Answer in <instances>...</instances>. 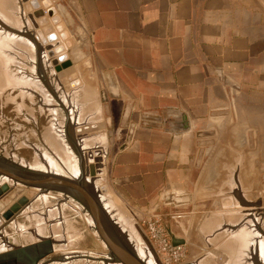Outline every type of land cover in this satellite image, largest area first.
<instances>
[{"label":"crops","instance_id":"obj_1","mask_svg":"<svg viewBox=\"0 0 264 264\" xmlns=\"http://www.w3.org/2000/svg\"><path fill=\"white\" fill-rule=\"evenodd\" d=\"M52 1L67 39L46 15L50 46L75 49L78 92L114 126L107 177L127 209L150 220L168 194L245 204L247 173L255 187L264 172V47L238 2Z\"/></svg>","mask_w":264,"mask_h":264},{"label":"rangeland","instance_id":"obj_2","mask_svg":"<svg viewBox=\"0 0 264 264\" xmlns=\"http://www.w3.org/2000/svg\"><path fill=\"white\" fill-rule=\"evenodd\" d=\"M14 1L15 0H0V22L3 19L2 17L4 16H9L14 20L16 19L17 15L24 17L23 13L22 15L21 13L15 12ZM30 1L32 0H18L17 3H19V5H22L23 8V4L21 3L29 4ZM235 1L238 2L236 6L244 10V18L247 27L251 28L256 37L261 40V45L264 47V0ZM33 12L34 10L32 9V13L29 15L25 14L24 18H26V16L30 18L31 16H33ZM28 18L27 20L30 22ZM36 20L39 23V20ZM6 24L7 23H5V25ZM26 24H28V22ZM3 25L1 22L0 52L1 54L3 52V54H0V89H3V87H5L4 80H6V74L10 76V79L14 78V80L19 75L21 76V71H18L20 70V64L18 62H24L23 57L21 58V56L23 54V51L25 52L23 48L21 49V45H19V42H10L13 40H11L9 32L17 33V30L21 29L17 28V30H15V26H13L12 24H7L5 27ZM28 29V35H31L34 39L35 29L37 28L34 24H31V28H29L28 26ZM1 38L3 39L1 40ZM27 41L29 42L30 40L27 39ZM33 41L36 42L35 44H37V41H35V39ZM38 42H40V40ZM45 51L47 52L46 49ZM42 52L44 53V49H42V51L39 53V56L43 55ZM48 58L49 57H47V59ZM48 61L51 62L50 58L48 59ZM40 69L43 73V75L40 74V76L43 78L44 83L48 87H50V89H52V85L50 86V83H53L55 79L58 80V75L57 78L56 76L54 78L50 75L55 72L54 68L50 65V63L48 66L44 63V66L42 68L41 63H39V72L41 73ZM14 80H11L13 85L17 82ZM58 83L62 85L61 79L60 81L58 80ZM23 84L28 85L25 84V82H23ZM29 84H31L32 86V83L29 82ZM62 86L63 89H65V85ZM76 89H71L70 91H68L70 94L74 92V95L72 96L73 99L78 100V103H83L84 105L88 104L89 106L87 108H97L96 102L98 103L99 99L91 100L89 97H87L86 94L79 93L78 91L75 92ZM54 90L55 91L53 94L56 97H60L61 92H59L58 90L57 92L55 88ZM32 91L34 93L36 91L39 95L35 93L33 94V96H20L21 91H19L18 88L12 90H10V88L6 90H0V158L3 160L13 162V157L17 155L23 159L28 160L29 162H32L36 154V150L34 148L35 145L40 146L39 144L45 136L46 132L49 131L48 129H50V127H53L52 125L56 119V115H54V112L50 110V106V108L42 107V101L40 99L41 90L38 92V90L33 89ZM91 95L96 97L97 93H92ZM61 110L63 109L61 108ZM61 113L63 114L60 115H62V117L64 116L63 118H65L66 116L64 115V111H62ZM66 115L68 118L66 117L67 119H65L70 122L72 119V114L68 112V114ZM109 130L114 131V126L113 128L112 126L109 127ZM67 132L69 139L73 142V147L77 148L78 142L75 136L76 132L74 128H72V124L70 127L68 125ZM105 134L107 135L108 145L110 144L109 153L107 154L108 159L106 158V170L104 171V174L101 172L99 176L103 177V184L105 188L108 189L106 193L112 195L114 199L117 200L116 202L124 210V212L126 214H128L129 212L128 215L137 221L141 229L151 239L152 243L155 246V250L158 253V256L160 257L163 264H200L201 262L203 264H226V262L229 260V257H231L233 262L236 263L237 258L235 259V256L237 252L241 254L238 264H246L249 261L250 258L247 257L245 253H243L245 250L241 249L237 251L238 242L236 241V238L237 236H239L237 234L241 233V229L246 228L248 232L257 229L262 233L260 234L262 236V239H264V172L261 173V182L257 183L255 187L253 185L254 173H247V186L245 187L244 191L246 197L245 204H238L234 201L230 203H223L221 201L222 197L220 196V194L218 196H214L213 198L206 199L202 203L195 204L192 202V196L190 195L168 194L166 198L161 199V203L158 204V208L154 212L153 217L150 220H145L135 211L127 209V207L113 192L110 183L108 182L107 168L111 155L112 142L109 132H106ZM65 142L68 143V140L66 139ZM82 155H84V152ZM84 162L86 163V161ZM84 166L85 164L83 165V167ZM248 183L252 184L248 185ZM183 196H190L191 201L177 203L171 199V197ZM230 196L232 199H236V189H231ZM52 201L54 205H57L59 203V199L54 198L52 199ZM42 207L43 206H41L38 211L40 215L45 214L44 210L46 209ZM65 211V213L63 211L59 222L67 223L66 229L69 231L65 230L66 234H68L69 238H73L69 239V243H71L70 251L78 250L76 253H78L79 255L85 254L88 256L90 255V251L100 253L105 252L104 249H102V247L100 246L99 241L92 235V231L89 229L84 219H82L78 214L71 210L66 209ZM38 213L37 217L34 216L36 218L33 217V219L30 220H27V218L25 217L20 218L21 224L27 225L28 227L26 229H23V232L21 231L20 233H18L15 230H11L9 228L7 229L8 240L11 244L19 246L27 242H31L33 241L32 238H30L31 230L38 227H44L46 229V222L42 218L38 217ZM245 216H247L248 218L246 219ZM151 223L156 226V233H153L150 229ZM50 224L53 226V224L55 225V222H51ZM50 224L47 226V231H50L51 229ZM253 233L249 236L247 234V247L248 245L251 247L252 240L254 242L256 241V237ZM173 237L176 239H185L186 244L177 246L182 247L180 250L175 249V246L172 243ZM163 239H167L170 244L169 248L164 249L162 247L163 245L161 243V240ZM80 251L85 252L82 253ZM54 259H63L62 252H57V254L48 257L45 264H50V260ZM85 259L89 260L88 264H95L94 259Z\"/></svg>","mask_w":264,"mask_h":264},{"label":"bare ground","instance_id":"obj_3","mask_svg":"<svg viewBox=\"0 0 264 264\" xmlns=\"http://www.w3.org/2000/svg\"><path fill=\"white\" fill-rule=\"evenodd\" d=\"M15 1V12L21 14L23 13L24 17L25 14L28 15L25 11L26 3H21L23 4L22 8V5H19V3H17L18 0ZM17 16L15 20L13 18L11 19V17L9 16H4L2 17L3 19L1 20V22L2 25L4 24V27L7 24H12L13 26H15V30H17V28L21 29L17 30L18 34L10 32L9 34L11 36V40H13L10 42H19V45H21V49L23 48L25 50V52L23 51V54L21 56V58L23 57L24 62H18L20 64V70L18 71H21L22 77L19 75L20 77L18 76L14 80V78L10 79V76L6 74V80H4L5 87L0 90H6L8 88L12 90L18 88V90L21 91L20 96H33V94L37 93L36 91L34 93L32 91L33 89L38 90V92L41 90L40 99L42 101V107L47 108L50 106V110L54 112L52 113L56 115V119L52 125L53 127H50V129H48L49 131L46 132L45 136L41 140L39 144L40 146L35 145L34 148L36 150V154L32 162H29L28 160L15 155L13 157V163H16L17 165H20L22 167H26L27 169L30 168L42 173L58 175L69 179H84L88 187L91 189L92 193H94V195L101 201L102 205L108 211L119 233L130 246V248L147 264H163L160 257L158 256V253L155 250V246L152 243L151 239L141 229L137 221L128 215L129 212L128 214L124 212V210L116 202L117 200H115L112 195L106 193L108 189H106L103 184V177L99 176L101 172L104 174V171L106 170V158L108 159L107 154L109 153L110 144L108 145L107 135L105 134L106 132L91 134V132L84 131L82 133H79V131H83L85 130V128L91 129V126L93 125H99L106 122L103 108L101 107L100 102H96V109L87 108L89 106L88 104L84 105L83 103H78V100L73 99L72 96L74 95V92L70 94L68 92L70 90H67L66 87H64L65 89H63L62 85L64 84H59L57 79H55L53 83H50V86L52 85V89H50V87H48L44 83L43 78L40 76L39 63L43 61L45 64H47V66L49 65L47 52L44 50V53L42 52L43 55L39 56V53L42 50H40L38 44H35L36 42L33 41L34 39L32 38V36L30 37L28 35V26L29 28H31L32 24L30 18H28V16H26V18L19 15ZM27 18L31 23L27 20ZM27 22L28 24H26ZM5 23L7 24L5 25ZM25 38L30 41L28 42ZM2 39L3 38H1V40ZM11 80L17 82H14L15 84L13 85ZM23 82L28 85H24ZM29 82L32 83V86L31 84H29ZM54 88L56 89V91L58 90L59 92H61L60 97H56L53 94L55 91ZM79 88L73 89H76V92L79 91ZM61 108L63 110H61ZM62 111H64V115L66 117V114H68V112L72 114V119L70 122L66 120L68 117H65V119L63 118L64 116L62 117V115H60L63 114L61 113ZM71 124L72 128H74L76 132L75 136L80 148L78 146L77 148L73 147V142L69 139L67 130L68 125L70 127ZM66 139L68 140V143L65 142ZM83 152L84 155H82ZM84 161H86V163ZM84 164L85 166L83 167ZM23 197L27 198L26 203L24 205H20L18 211H13V206L16 205ZM54 198L59 199V203L57 205L53 204L52 199ZM41 206H43L42 208L46 209H43L45 211V214L43 215H40V213H38ZM66 209L75 212L82 219H84L85 223L92 231V235L99 241L100 246L102 247V249H104L105 252L100 253L90 251V253L88 252L90 254L88 256L85 254L79 255L78 253H76L78 250L70 251L71 243H69V239L72 237L69 238L68 234H66L65 230H67V223L59 222L63 211L65 213ZM10 211L12 212V216L10 218H6L5 215ZM37 213L38 217L42 218L46 222L47 226L51 222H55V225L53 224L52 226L50 224V231H47V226L46 229L44 227H38L31 230L30 238H32L33 240L31 242H27L19 246L11 244L8 240L7 229L9 228L11 230H15L18 233H20L21 231L23 232V229H26L28 227L27 225L21 224L20 218L25 217L27 218V220H30L33 219L34 216L37 217ZM245 217L246 219L248 218L247 216ZM241 230V233H238L237 235L239 236H237L236 238V241L238 242L237 251L241 249L245 250L243 253H245L247 257L250 258L247 262L248 264H264V239H262V233L257 229H254L255 231L253 230L254 233L252 230L248 232L246 228H242ZM252 233L255 235L256 241L254 242L252 240L251 247L249 245L247 247L246 245L248 243L246 241V238L249 235H252ZM46 240L51 241L54 246V252L50 256L57 254V252H62L63 259L50 260V264H88L89 260L85 258L94 259L95 264H120L112 261L110 253H108L109 250L106 243L100 238L97 230L95 229V221L93 220L91 215L88 214L84 206L73 196H68L67 194L60 191H45L38 188L25 187L6 175H0V254H5L19 248L28 247ZM80 252L84 253L85 251ZM240 256L241 254L237 252L235 256V259L237 258L236 263H234L231 257H229V260L226 262V264H238L240 261ZM48 257L42 259L39 264H45ZM200 264L203 263L201 262Z\"/></svg>","mask_w":264,"mask_h":264},{"label":"water","instance_id":"obj_4","mask_svg":"<svg viewBox=\"0 0 264 264\" xmlns=\"http://www.w3.org/2000/svg\"><path fill=\"white\" fill-rule=\"evenodd\" d=\"M42 6L46 9H41L39 0H32L29 4L25 5V11L29 15L33 12V17L39 20L38 28L41 31L37 33L38 39L41 44L40 50L44 46L47 48V55L51 59L53 66L58 77L62 80L67 90L78 88L81 86V81L75 75L74 66L78 63L79 57L75 49L66 50L63 45L50 46L58 42L59 37L53 33V28L48 26L46 15H48L53 24L56 26L57 31L61 34L63 41L67 39L64 33L65 27L61 24V17L58 13V5L55 6L52 0H40ZM32 20V18L30 17ZM35 25V24H34ZM37 27V25H35ZM45 35V36H44ZM31 37V35H29ZM33 38V37H32ZM45 50V49H44ZM112 125L110 121H106L99 125H93L90 128L79 131L93 133L109 132L111 142H113L114 131L109 130ZM213 132L202 133L201 137H212ZM213 141H202L199 145L205 147L211 145ZM203 151L200 153L199 160L202 158ZM0 175H6L17 183L22 184L29 188H38L45 191H60L68 196H73L77 199L86 209L88 214L91 215L95 221V229L97 230L100 238L106 243L112 261L120 264H147L145 263L127 244L119 233L112 217L102 205L101 201L92 193L84 179H69L58 175L42 173L32 169H27L17 165L16 163L6 161L0 158ZM7 190V189H5ZM177 203L190 202V196L171 197ZM27 198L23 197L19 202L13 206V211H18L20 205H24ZM12 212H8L5 217L10 218ZM172 243L175 247L185 245V239L172 238ZM53 244L51 241L46 240L28 247L19 248L17 250L0 254V264H39L42 259L50 256L53 252Z\"/></svg>","mask_w":264,"mask_h":264},{"label":"built area","instance_id":"obj_5","mask_svg":"<svg viewBox=\"0 0 264 264\" xmlns=\"http://www.w3.org/2000/svg\"><path fill=\"white\" fill-rule=\"evenodd\" d=\"M150 229L152 230V232L153 233H156V226L153 224V223H151L150 224ZM159 231V230H158ZM154 237H155V235H154ZM161 243H162V247L164 248V249H167V248H169L170 247V244H169V242L167 241V239H163V240H161ZM182 247H175V249H178V250H180Z\"/></svg>","mask_w":264,"mask_h":264}]
</instances>
